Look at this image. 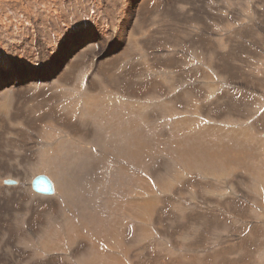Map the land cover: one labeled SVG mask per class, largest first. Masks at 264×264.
<instances>
[{"label": "rangeland", "instance_id": "obj_1", "mask_svg": "<svg viewBox=\"0 0 264 264\" xmlns=\"http://www.w3.org/2000/svg\"><path fill=\"white\" fill-rule=\"evenodd\" d=\"M109 1V16L87 24L78 13L80 5L90 6L88 0H42L34 12L42 32L57 17H68L67 29L78 39L76 27L84 29L94 45L80 56L69 55L61 81L67 92L48 90V99L28 90L12 115L0 116V172L20 177L14 162L20 168L43 162L38 137L54 113L61 117L73 91L92 110L131 117L143 111V119L161 124L164 134L152 142L133 125L123 131L135 156L152 153L153 160L165 164L163 177L155 181L138 173L143 189L131 202L121 192L117 198L105 192L97 198L125 209L124 216L135 221L132 238L143 246L136 243L128 256L121 250L120 264H264V0H142L136 13L129 11L133 0ZM116 2L125 3L119 13ZM98 66L111 75L93 73ZM78 74L87 79L76 83ZM85 142L93 140L86 136ZM72 156L65 176L79 183L85 155L70 150L67 157ZM110 158L96 169L104 163L115 166L116 176L126 174L127 167L116 169L119 164ZM61 160L60 152L53 165ZM45 198L30 221L59 209L55 196ZM28 213L25 194L0 192V233L5 221ZM13 243L18 245L17 239ZM61 263L69 264L61 257L41 264Z\"/></svg>", "mask_w": 264, "mask_h": 264}, {"label": "bare ground", "instance_id": "obj_2", "mask_svg": "<svg viewBox=\"0 0 264 264\" xmlns=\"http://www.w3.org/2000/svg\"><path fill=\"white\" fill-rule=\"evenodd\" d=\"M133 1L129 11L136 13L142 6V0ZM32 2H36L34 10H30ZM41 2L42 0H0V116L12 115L15 107L25 99L28 90L36 96H46L48 99V90L67 92L61 81L66 80L64 71L69 55L74 53L80 56L94 45V39L84 29L76 27L80 33L79 39L72 30L67 29L71 25L68 17H57L52 27L44 28L45 31L42 32L34 16ZM88 2L90 6L79 4L82 10L78 13L86 24L91 19L109 16L108 9L113 11L109 0ZM226 3L225 1L224 4ZM115 4L117 12L125 7L122 2ZM127 14L125 22L129 23L132 18L130 13ZM242 16L245 19L249 14ZM123 30L128 31V26L123 27ZM66 40H73L74 43L69 45ZM101 67L98 66L93 73L106 77L111 75L102 74ZM78 75L76 83L87 79V76ZM20 90L22 92L19 100ZM63 106L61 117L54 113L49 118L50 125L45 126L43 136L38 137L37 152L43 153V162L24 168L19 167V162H14L12 168L22 174L20 177L0 172V192L19 196L25 194L29 209L27 215L15 216L14 221H5V232L0 233V264H41L56 257L66 259L69 264H107L105 260H109L110 264H120L121 258L117 254L124 250L127 256L131 255V251H135L136 243L140 244V241L132 238L135 221L131 216H124L125 209L109 207V202L101 204L97 198L104 192L117 198L121 192L131 202L137 199L143 189L142 181H138V173L147 177L154 176L155 181L160 174L163 177L165 164L161 165L153 160L152 153L135 156L123 127L133 125L143 131L152 142L164 134V128L154 120L151 123L146 122L143 111L131 117L108 109L92 110L77 91L72 92L63 102ZM86 136L92 138V144L85 142ZM99 136L102 137V142L98 141ZM143 144L144 142L136 144L134 149H139ZM70 150L76 155H85L81 170L79 169V183H72L65 176L74 157H67ZM60 152L61 164L56 167L53 160ZM110 156L119 164L116 169L124 165L127 167L126 174L120 172L116 176L115 166L105 167L103 162V167L99 165L100 168L96 169L102 159L110 160ZM137 170L140 172H136ZM41 173L48 174L54 184L51 195L33 191V180ZM144 175L143 180H146ZM8 181L14 184L9 185L6 183ZM105 181L110 184L109 188ZM53 195L59 209H49L40 220L30 221L31 214L39 211V202L46 200L45 197H54ZM32 228L34 231H31ZM14 238L18 245L13 243ZM133 263L130 261L128 264Z\"/></svg>", "mask_w": 264, "mask_h": 264}, {"label": "water", "instance_id": "obj_3", "mask_svg": "<svg viewBox=\"0 0 264 264\" xmlns=\"http://www.w3.org/2000/svg\"><path fill=\"white\" fill-rule=\"evenodd\" d=\"M9 185L14 184L11 181L6 182ZM33 191L42 195H51L54 192V184L46 175H39L33 180Z\"/></svg>", "mask_w": 264, "mask_h": 264}]
</instances>
